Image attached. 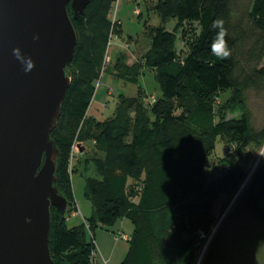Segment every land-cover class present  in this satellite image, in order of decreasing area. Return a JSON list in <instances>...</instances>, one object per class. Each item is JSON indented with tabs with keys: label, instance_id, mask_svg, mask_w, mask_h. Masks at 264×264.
<instances>
[{
	"label": "trees",
	"instance_id": "obj_1",
	"mask_svg": "<svg viewBox=\"0 0 264 264\" xmlns=\"http://www.w3.org/2000/svg\"><path fill=\"white\" fill-rule=\"evenodd\" d=\"M236 2L157 0L154 9L161 20L174 17L178 25L192 22L199 27L183 61L175 56L176 34L162 27L154 30L140 62L127 65L123 53L115 56L107 70L115 79L137 85L139 73L154 72L160 90L151 108L154 120L140 108L132 117L134 100L122 97L110 120H87L85 135L93 132L99 154L92 164L100 180L85 181L92 215L84 220L88 228L83 222L70 227L50 209L52 264H88L97 224L107 229L121 220L130 222L132 232L120 264H196L216 226L213 209L222 197H236L231 209L235 217L247 216L264 226L263 167L250 175L243 162L227 161L220 176L208 180L204 173L218 137L225 147L237 145L238 154L264 144V128L253 129L246 101L247 91L264 93V0H250L246 8ZM111 4L90 0L76 19L68 6L77 44L67 66L70 84L50 138L59 152L56 186L71 212L74 194L67 164L76 134L72 122L84 119L89 108L91 83L99 77L108 41ZM216 20L226 30L227 59L212 53L220 32L213 27ZM224 94H229L225 108L234 117L216 119V99ZM205 251L202 264H211L213 246Z\"/></svg>",
	"mask_w": 264,
	"mask_h": 264
},
{
	"label": "water",
	"instance_id": "obj_2",
	"mask_svg": "<svg viewBox=\"0 0 264 264\" xmlns=\"http://www.w3.org/2000/svg\"><path fill=\"white\" fill-rule=\"evenodd\" d=\"M89 3L0 0V264H52L50 209L71 214L50 133L77 44L68 6L76 19Z\"/></svg>",
	"mask_w": 264,
	"mask_h": 264
},
{
	"label": "rangeland",
	"instance_id": "obj_3",
	"mask_svg": "<svg viewBox=\"0 0 264 264\" xmlns=\"http://www.w3.org/2000/svg\"><path fill=\"white\" fill-rule=\"evenodd\" d=\"M236 1L239 7L246 8L250 0ZM156 2L157 0H112L107 18L110 23L108 41L99 77L91 83L92 95L86 113L87 118L72 122L76 127V134L70 150L67 175L75 201L73 200L71 205L73 208L71 214L64 216L70 227L83 222L88 228L84 220L92 215V209L90 202L84 197L85 181L100 180L92 164V159L99 157L98 152L94 151L93 132L91 131L89 136L85 135L87 120L94 119L93 122L110 120L121 97L134 100V105L129 111L132 117L135 108H140L148 115L150 122L154 120L151 108L160 96L154 72L145 69L139 73L137 85L115 79L107 72L114 56L123 53L127 57V65L140 62L149 48L154 30L162 27L176 34L175 56L182 62L198 38L199 27L196 23L185 22L178 25L174 17L161 20L154 9ZM107 57L110 60H107ZM228 98L229 94H224L216 99V119L221 115H226L227 118L234 117L225 108ZM246 101L252 127L260 131L264 128V93L247 91ZM87 137L90 139H86ZM240 153H244L242 159L237 157L241 155L237 153V145L232 143L225 147L218 137L204 168L207 179L220 176L226 169L227 161L230 164L243 162L247 165L250 175L257 168H264V144L243 148ZM223 158L226 159L224 163ZM235 199L236 197L232 200L222 197L215 204L213 214L217 223L212 228V234L196 264H202L205 250L211 245L213 246L211 264H264V226L251 221L247 216L235 217L231 212ZM131 230L132 225L128 220H121L114 227L107 229L97 224L93 232L94 244L88 264L95 250L98 253L97 257L103 258L107 264H120L128 250L127 240Z\"/></svg>",
	"mask_w": 264,
	"mask_h": 264
},
{
	"label": "clouds",
	"instance_id": "obj_4",
	"mask_svg": "<svg viewBox=\"0 0 264 264\" xmlns=\"http://www.w3.org/2000/svg\"><path fill=\"white\" fill-rule=\"evenodd\" d=\"M213 27H219L220 32L217 34V37L212 44V53L217 56L218 59H227L230 56V50L227 48V43L224 40V36L226 35V30L223 28V21L222 20H216L213 22ZM16 50H14L15 53ZM33 67L31 62L28 65V69L26 71L30 70Z\"/></svg>",
	"mask_w": 264,
	"mask_h": 264
},
{
	"label": "built area",
	"instance_id": "obj_5",
	"mask_svg": "<svg viewBox=\"0 0 264 264\" xmlns=\"http://www.w3.org/2000/svg\"><path fill=\"white\" fill-rule=\"evenodd\" d=\"M108 60V59H107ZM95 250L94 254H92L91 259H90V264H107L103 258H98L97 255L98 253ZM100 262V263H99Z\"/></svg>",
	"mask_w": 264,
	"mask_h": 264
},
{
	"label": "crops",
	"instance_id": "obj_6",
	"mask_svg": "<svg viewBox=\"0 0 264 264\" xmlns=\"http://www.w3.org/2000/svg\"><path fill=\"white\" fill-rule=\"evenodd\" d=\"M115 56H116V55H115ZM115 56H114V58H115ZM114 58H113V59H114ZM107 59L110 60L109 57H107ZM76 219H77V218H76ZM76 219L74 218V220H76ZM131 232H132V230H131Z\"/></svg>",
	"mask_w": 264,
	"mask_h": 264
}]
</instances>
